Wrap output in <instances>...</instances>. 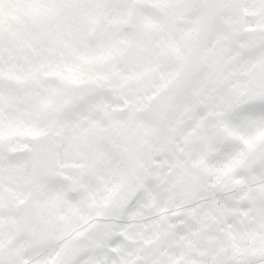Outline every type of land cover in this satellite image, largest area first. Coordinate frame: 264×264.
Listing matches in <instances>:
<instances>
[{
	"label": "snow or ice",
	"instance_id": "snow-or-ice-1",
	"mask_svg": "<svg viewBox=\"0 0 264 264\" xmlns=\"http://www.w3.org/2000/svg\"><path fill=\"white\" fill-rule=\"evenodd\" d=\"M0 264H264V0H0Z\"/></svg>",
	"mask_w": 264,
	"mask_h": 264
}]
</instances>
